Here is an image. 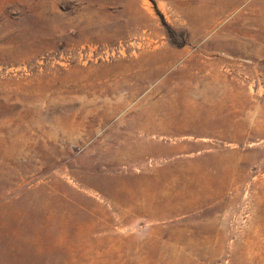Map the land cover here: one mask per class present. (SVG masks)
Instances as JSON below:
<instances>
[{
    "label": "rangeland",
    "instance_id": "rangeland-1",
    "mask_svg": "<svg viewBox=\"0 0 264 264\" xmlns=\"http://www.w3.org/2000/svg\"><path fill=\"white\" fill-rule=\"evenodd\" d=\"M0 264H264V0H0Z\"/></svg>",
    "mask_w": 264,
    "mask_h": 264
}]
</instances>
